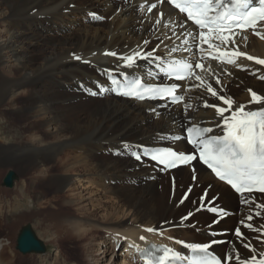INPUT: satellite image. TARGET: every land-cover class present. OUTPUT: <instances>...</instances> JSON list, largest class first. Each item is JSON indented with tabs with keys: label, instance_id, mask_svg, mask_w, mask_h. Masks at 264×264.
<instances>
[{
	"label": "bare ground",
	"instance_id": "bare-ground-1",
	"mask_svg": "<svg viewBox=\"0 0 264 264\" xmlns=\"http://www.w3.org/2000/svg\"><path fill=\"white\" fill-rule=\"evenodd\" d=\"M255 31L262 41L252 32L198 31L157 0H0V119L11 128L15 117L27 123L20 138L0 139V163L12 164L16 180L27 176L29 191L21 179L11 204L0 195V235H12L28 215L48 214L44 229L64 232V242L87 240L83 250L99 244L95 255L83 254L87 264H141L148 243L170 246L178 257L208 244L227 264H249L264 250V195L237 197L195 162L162 172L133 154L139 147L184 152V140L172 138L186 128L200 125L219 136L228 116L264 108V69L253 61H264V24ZM186 57L196 67L179 84V105L111 94L107 70L173 85L160 67ZM128 59L134 63L122 67ZM251 95L260 97L257 106ZM72 177L94 186L95 196L72 189ZM64 189L54 202L48 198L49 213L41 197ZM199 189L204 194L192 200ZM232 212L236 226L228 224ZM2 237L0 264H19L16 242Z\"/></svg>",
	"mask_w": 264,
	"mask_h": 264
},
{
	"label": "rangeland",
	"instance_id": "rangeland-1",
	"mask_svg": "<svg viewBox=\"0 0 264 264\" xmlns=\"http://www.w3.org/2000/svg\"><path fill=\"white\" fill-rule=\"evenodd\" d=\"M259 40L262 41L261 38H259ZM242 72H245V70L242 69ZM104 96H105V94L102 95V97H104ZM256 96H258V95H256ZM6 121H7L6 119H3V120L0 119V132H1L0 133L1 135L0 136H2V137H0V139L1 138H9V141L10 142H13L14 139H15V137L20 138V133L23 132L24 126H26L27 123L26 122H23V121H20V119H18L17 117H15V118H13V124H12V128H11V127H9L10 124L9 123L7 124ZM9 133H11V134H9ZM7 155L8 156H11L10 154H7ZM11 165L12 164H10L9 161H5V162L0 163V173H1L0 174V195L5 193V195H6L5 198L10 202V204L13 202L12 200H14L15 195H17L18 189L21 186V183H20L21 179H23V181H24L23 182L24 183L23 191L25 192V194L29 192L28 191V180H27V176H25V175H24L25 177L19 175L18 179L13 182V186L11 188H6V187H3L2 186V180L5 177V175L7 174V172L9 170H13V167ZM167 179L165 178V181ZM193 179H195V177H193L192 180ZM74 180H76V181H74ZM167 181H169V179ZM16 183H17V185H16ZM70 187L72 189H74L76 192H83V194H87V195H85V198H90L93 195L95 196V192H96V190L94 189L95 187L94 186L92 187V185L90 183H88L87 181H82V182L81 181H77L76 177H72V182L70 184ZM188 187L189 186L187 184H183L184 190L188 189ZM13 189H14V191H13ZM179 190H181V189H179ZM65 191H66V189H64L61 192L48 191V192L45 193V195H43L41 197V200L42 201H40V202H44L45 201L46 202V205H45L46 207L45 208L48 209V212L49 213L53 214V210H52V207L54 206L53 202L55 200H57L60 196H62ZM203 192L204 191H200V189L198 191H196V192L194 191V197L192 198V200H194L197 197L203 195L204 194ZM48 198H51L52 199V201H53L52 204H47ZM192 200L190 202H192ZM63 203L64 202H62L61 204H63ZM218 204H222V202L220 201ZM30 205H31V203H30ZM35 209H37V208H35ZM35 209L33 211H35ZM24 210L27 211V208L20 207L19 208V211H20L19 213H25ZM31 212H32V208H31V210H29V212H26V214L27 213L29 214ZM50 219H51V217L49 218L48 214L46 216V219H44V216L43 215H39V214H36V213H35V215H32V214L30 216L28 215V217L26 219L20 221L16 225V228L13 231L12 235L9 236V234H8L7 231H2L0 237L6 236L10 240V242L13 240L14 241V244H15L16 238H17L18 233L21 230V228L24 227L27 224H30L31 227H32V230H33V232H34V234L36 236V238L38 240H40L44 244V246L46 248V253L44 255H37V254L22 255L21 253H19L15 249V245H14L13 251L15 253L16 260H18L19 264H20V261L23 264H73V262H75V261L78 264H87V261H85V259L83 257V254H85V253L90 254L92 252L95 255L96 252L100 248V246H98L99 244L96 243V242H94V244L92 245V241H90L91 242V248L90 249H87V250H83L81 248L82 247L81 245L82 244L85 245L88 242L87 240H86L87 242L86 241H83V242L82 241H78V242H73L71 244L64 242V238H65L64 232H62L61 234H59L53 228L52 229H48V230H45L44 229V226L42 225V222L43 221H46V220H50ZM238 219H239L238 218V214L235 213V212H232V214L230 215V219H229L231 221L228 222L229 226L230 225L231 226H236V225L240 224L241 222ZM202 223H204V222H202ZM223 225H224V227L225 226L228 227V225L226 223H224ZM99 234H101L100 236H102L103 239H104L105 234L102 233V232H100ZM103 239H101V240H103ZM219 239H222V238H219ZM242 240L245 243H247L248 240L250 241V239H248L246 236ZM99 241H100V239H99ZM121 243L122 244L118 248H115L114 249V255L112 256V259H114L115 255H117L118 253H120L121 249H123V246H124L123 245V242H121ZM70 246H74L76 248H79L80 254L79 255H74V253L69 249ZM103 250H106V251L108 250L109 251V249L107 247H103ZM57 252L62 257V259H57V258L54 259V256L56 255ZM256 252L257 253H256L255 257H252L251 260L258 259L260 257V255H261V253L264 252V250L262 252H260V253H259V251H256ZM48 254H51L52 255V259L49 258V257L48 258L46 257ZM110 257H111V253L109 252L106 255V258L107 259H105V262H108L110 260Z\"/></svg>",
	"mask_w": 264,
	"mask_h": 264
},
{
	"label": "water",
	"instance_id": "water-1",
	"mask_svg": "<svg viewBox=\"0 0 264 264\" xmlns=\"http://www.w3.org/2000/svg\"><path fill=\"white\" fill-rule=\"evenodd\" d=\"M16 180V177L12 171H8L5 177L2 180V186L6 188H11L13 186V182ZM15 249L21 253L22 255L27 254H44L46 252V248L44 244L39 241L33 231L31 230V226H25L16 240Z\"/></svg>",
	"mask_w": 264,
	"mask_h": 264
}]
</instances>
